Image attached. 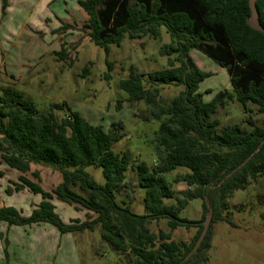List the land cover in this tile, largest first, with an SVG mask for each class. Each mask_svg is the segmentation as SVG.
<instances>
[{"label":"trees","instance_id":"obj_1","mask_svg":"<svg viewBox=\"0 0 264 264\" xmlns=\"http://www.w3.org/2000/svg\"><path fill=\"white\" fill-rule=\"evenodd\" d=\"M2 1L4 10L7 1ZM249 1L79 0L88 16L84 26L88 37L107 54L110 46L120 45L125 36L131 40L158 39L162 27L171 36V43L161 49L167 68L148 74L132 70L121 81L127 100L144 101L150 116L161 121L154 133L155 165L150 168L143 161L133 162L128 153L114 150L123 139V123L114 122L105 129L72 111L66 102L53 104L43 114L23 92L9 85L2 87V159L22 174L17 190L40 194L42 201L28 216L14 207L0 208V223H47L61 234L100 227L102 239L124 255L128 264H204L212 248L215 224L235 225L228 212L233 193L255 184L260 187L258 197H264V121L259 123L250 107L254 105L264 114V33L248 25ZM256 7L264 26V0H257ZM192 50L226 68L232 89L221 90L205 101L199 87L210 75L192 59ZM57 54L65 59L67 50L64 47ZM162 85H182L184 90L166 101L161 97ZM228 102L244 107L248 115L243 123L223 125L215 117ZM58 112L64 116L59 117ZM33 165L58 171L61 182L45 191L40 171L33 170ZM89 166L103 170L104 185L86 171ZM180 167L190 172L176 175L174 183L187 186L178 193L163 175ZM129 170L136 173L139 187L145 190L144 215L133 213L124 198L117 200L120 192L128 197L133 191ZM55 198L93 217L65 222L56 211ZM165 199L176 203L169 206ZM194 200L202 202L201 218L181 217ZM207 203L213 210L209 231L198 251L185 260L202 232ZM162 219L167 220L166 229L153 230L151 224ZM179 228L194 229L195 234L190 241L178 240L174 233Z\"/></svg>","mask_w":264,"mask_h":264},{"label":"rangeland","instance_id":"obj_2","mask_svg":"<svg viewBox=\"0 0 264 264\" xmlns=\"http://www.w3.org/2000/svg\"><path fill=\"white\" fill-rule=\"evenodd\" d=\"M37 1L7 0V16L3 25L0 21V95L1 88L9 85L23 92L43 114H47L53 104L66 102L72 111L105 129L114 122L123 123L120 131L123 139L115 144L114 150L128 153L133 162L143 161L153 168L156 162L154 133L161 121L150 116L144 101L129 102L121 81L132 70L148 74L167 68V57L161 54V49L172 39L166 28H161L158 39L131 40L125 36L120 45H111L107 54L88 37L84 28L88 16L77 2L57 0L52 7L57 15L52 13L53 22H50L47 16L41 20L40 8L34 7ZM22 29L25 33L15 45ZM14 47L15 57L20 56L18 52H25L26 58L8 59ZM64 47L67 50L65 59L57 54ZM190 56L210 75L199 87L205 101H211L221 90L232 89L226 68L199 50H192ZM109 63H112V68ZM4 75L15 76L16 82L6 83L2 80ZM183 90L182 85L160 86L161 97L166 101ZM250 107L254 118L263 123L264 114H259L254 105ZM58 115L62 117L64 113L58 112ZM247 115L241 104L228 102L218 109L215 117L226 125L243 123ZM33 170L40 171V185L45 191L52 190L60 182L58 179L61 180L58 171L47 167L33 165ZM86 171L96 182L105 184L101 168L89 166ZM189 172V169L180 167L163 177L173 190L180 193L187 186L182 182L174 183V179L176 175ZM127 174L133 191L128 197L124 191L120 192L117 200L121 202L124 198L133 213L144 215L145 190L139 187L135 172L129 170ZM21 175L6 164L0 152V208L14 207L28 216L42 201V196L28 189L17 190ZM28 178L36 180L32 174H28ZM259 188L251 184L244 191H235L228 199V212H231L235 225L226 222L215 224L212 248L204 264H264V197H258ZM53 202L65 222L93 217L86 210H77L56 198ZM175 203L174 199H165L169 206ZM202 212V202L194 200L182 211L181 217L195 221L201 218ZM6 226L12 230H7ZM166 226V219L151 224L153 230L166 229ZM0 231V264H128L124 255L102 239L100 227L94 231L61 234L47 223L31 226H8L4 223ZM194 234V229L179 228L174 237L190 241Z\"/></svg>","mask_w":264,"mask_h":264},{"label":"crops","instance_id":"obj_3","mask_svg":"<svg viewBox=\"0 0 264 264\" xmlns=\"http://www.w3.org/2000/svg\"><path fill=\"white\" fill-rule=\"evenodd\" d=\"M7 1V0H6ZM77 2L78 3V1L79 0H73V2ZM57 2V0H38L36 3H35V5H34V7H35V9H38V8H40L39 10L42 12V14H41V20H43V19H45L46 18V16H47V19L50 21V22H53V17H52V13H54L55 15H57L56 14V10L55 9H53L52 7H53V5H55V3ZM79 4V3H78ZM3 3H2V0H0V18H1V20L0 21H2V23H1V25H3V21L5 20V18H6V12H7V9L5 8L4 10H3ZM3 10V11H2ZM4 12V13H3ZM2 13V14H1ZM6 15V16H5ZM2 16V17H1ZM26 23V22H25ZM26 25V24H25ZM1 29V28H0ZM25 30V29H24ZM24 30L22 29V33H21V31L19 32V34H18V36L16 37V39H15V45H17V44H19V41L22 39V35H23V33H25L24 32ZM14 50H15V47L14 48H12V50L9 52V57H8V59H12V60H20L21 59V57L20 56H22V59H25L26 57H25V52H22V53H17L18 55H20V56H17V57H15V55H14ZM36 52V51H35ZM38 54V53H37ZM7 58V57H6ZM15 76H9V75H4L3 76V78H2V80L3 81H5L6 83L8 82V83H11V84H14L16 81H15V78H14ZM13 81V82H12ZM58 181H60L61 182V180H59L58 179ZM2 224H4V223H0V227L2 226ZM4 226V225H3ZM6 229L7 230H12L11 229V227H7L6 226ZM0 234H1V231H0Z\"/></svg>","mask_w":264,"mask_h":264},{"label":"water","instance_id":"obj_4","mask_svg":"<svg viewBox=\"0 0 264 264\" xmlns=\"http://www.w3.org/2000/svg\"><path fill=\"white\" fill-rule=\"evenodd\" d=\"M256 2H257V0H250L249 1V5H250V9H251V15H250L247 22H248V25L252 29H254L258 32L264 33V26L260 23L259 13H258V10L256 7ZM246 162L247 161H245L241 166L245 165ZM207 207H208L209 211L206 214V217L202 222V224H203L202 232H201L199 238L197 239L192 251L185 257V260L189 259L194 253H196L198 251V249L200 248L201 244L203 243V241H204V239H205V237L209 231V228H210V225L212 222V218H213V210L211 209L209 203H207ZM180 264H182V263H180Z\"/></svg>","mask_w":264,"mask_h":264}]
</instances>
